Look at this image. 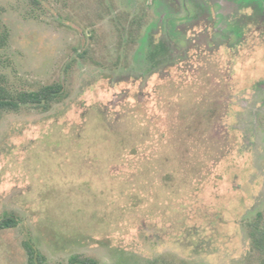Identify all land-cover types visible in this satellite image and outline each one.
Listing matches in <instances>:
<instances>
[{"label": "rangeland", "instance_id": "rangeland-1", "mask_svg": "<svg viewBox=\"0 0 264 264\" xmlns=\"http://www.w3.org/2000/svg\"><path fill=\"white\" fill-rule=\"evenodd\" d=\"M258 4L0 0V73L21 89L65 86L49 111L0 120V221H18L0 228V264H27V239L50 264H259ZM152 40L167 53L150 69Z\"/></svg>", "mask_w": 264, "mask_h": 264}, {"label": "trees", "instance_id": "trees-1", "mask_svg": "<svg viewBox=\"0 0 264 264\" xmlns=\"http://www.w3.org/2000/svg\"><path fill=\"white\" fill-rule=\"evenodd\" d=\"M253 1L259 3L256 11L264 20L263 2L260 0ZM4 26L0 8V52L6 48L8 42V31ZM147 46L149 50L143 64L152 69L157 63H161L159 60L167 53V44L164 42L155 44L152 40L149 41ZM171 50L172 45L170 44V52ZM64 98L65 86L62 83L41 86L36 90L21 89L13 85L5 74L0 73V120L4 114L19 112L24 107L49 111L55 104L62 102ZM17 225L18 221L14 216H6L0 221L1 229L15 228ZM250 236L253 248L259 256V264H264V222L261 219V215L252 224ZM23 246L27 256V264H50L47 256L43 254L32 239L25 240ZM69 264L103 263L93 257L73 255L69 259Z\"/></svg>", "mask_w": 264, "mask_h": 264}]
</instances>
